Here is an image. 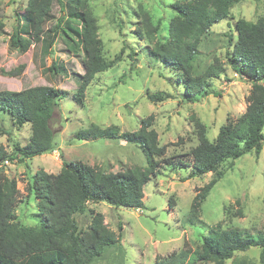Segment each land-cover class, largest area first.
<instances>
[{
  "label": "rangeland",
  "instance_id": "374dc122",
  "mask_svg": "<svg viewBox=\"0 0 264 264\" xmlns=\"http://www.w3.org/2000/svg\"><path fill=\"white\" fill-rule=\"evenodd\" d=\"M186 1L189 0H88V7L98 21L104 57L115 64L96 76L86 91L84 104L80 105L73 96L84 75L83 53L70 51L61 38L48 51L47 43L32 46L23 55L11 51L9 36L28 0H0V19L6 25V34L0 35V91L20 92L51 86L68 93L66 98L57 101L50 122L54 153L23 163L10 161L0 168L5 176L17 182L19 194L15 210L21 224L30 227L39 224L40 212L35 197H28V185L40 170L58 174L63 160L97 166L107 173L147 167L141 144L103 138L77 140L75 135L91 124L116 125L121 132H136L141 121L153 115V128L158 133L160 146L166 149L165 155L158 159L159 175L152 177L144 188L143 209L116 208L105 202L88 204V210L102 214L104 224L119 238V243L106 249L93 264H156L157 257L165 258L183 250L193 253L201 245L203 236L218 225L223 230L238 229L246 235L264 236V143L260 154L253 151L221 166L219 171L224 173V178L208 196L197 220L190 222L194 197L214 178L212 173L190 178L193 173L190 153L198 144L192 119L204 123L208 138L214 141L223 125L245 113L252 84L238 76L229 64L232 52L229 39L230 36L236 39L237 21L257 22L264 17V0H243L232 8L229 18L214 25L203 38L197 68L205 70L219 61L225 72L212 84L211 91L215 94L195 103L184 99V86L177 82V71L146 55V39L138 34L142 31L143 18L140 7L154 25L161 24L157 39L165 41L167 27L174 17L171 5ZM54 12L57 18L61 15L58 4ZM55 23L47 26L51 32ZM131 51L137 53L135 62L129 57ZM53 65L59 68L58 72L52 71ZM21 67L19 76L6 74ZM157 92L166 93L170 98L157 103L147 99L148 94ZM30 136V124L19 129L8 113L0 114V146L7 152H13L17 143L26 145ZM165 160L173 161L178 169L173 170L174 165L165 164ZM75 221L80 230L87 231L90 213L76 215ZM259 257L260 249L252 248L236 253L226 264H259Z\"/></svg>",
  "mask_w": 264,
  "mask_h": 264
},
{
  "label": "trees",
  "instance_id": "16d2710c",
  "mask_svg": "<svg viewBox=\"0 0 264 264\" xmlns=\"http://www.w3.org/2000/svg\"><path fill=\"white\" fill-rule=\"evenodd\" d=\"M243 0H189L171 5L174 17L167 27L165 41L157 39L161 24L154 25L149 14L140 7L142 15L138 34L145 38L146 55L178 72L177 82L184 86V99L191 103L211 93L214 81L225 72L219 61L199 70L197 59L200 44L211 28L229 18L231 10ZM59 5L60 16L54 12ZM18 23L9 36V48L23 55L32 46L47 43V51L58 38L70 51L83 53L84 75L74 94V100L83 105L86 91L96 76L109 71L114 62L104 57L103 42L99 36L98 21L88 7V0H28ZM56 21L52 32L48 24ZM5 23L0 19V35L6 34ZM236 39L230 36L232 52L229 64L235 73L252 84L247 97L245 113L235 121L223 125L214 141L207 136V128L193 118L198 144L191 150L190 178L214 174V178L200 188L190 208V222L197 216L217 183L224 178L219 169L228 161L234 162L244 155L260 154L264 143V17L257 22L241 19L235 24ZM135 51L129 54L134 62ZM121 57H118L120 62ZM23 67L6 73L19 76ZM52 71L59 68L53 65ZM215 94V93H214ZM68 93L51 86H39L20 92L0 91V114L8 113L15 127L31 125L29 142L14 145L9 153L0 146V165L4 162H26L35 157L54 153V132L51 120L57 101ZM170 96L163 92L148 94L153 103L164 102ZM154 116L141 121L136 132H121L116 125L101 127L91 124L79 131L75 138L81 141L98 138L141 144L147 157L146 168L131 167L117 173L105 172L97 166L83 162L62 161L58 174L38 171L28 185L40 212L39 224L30 227L21 224L16 215L19 190L17 182L9 179L0 169V264H93L106 249L115 247L119 238L104 224L100 213L88 210V204L105 202L113 207L141 210L144 208V188L159 175V158L166 149L160 146L159 136L153 128ZM165 164L174 165L165 160ZM182 164V163H181ZM173 170L178 169L175 165ZM90 213L91 224L87 231L80 230L76 215ZM47 214V215H46ZM252 248L260 249L259 264H264V236L246 235L238 229L223 230L218 225L203 236L201 245L191 253L174 252L168 257H157L156 264H226L236 253ZM243 264V263H240Z\"/></svg>",
  "mask_w": 264,
  "mask_h": 264
},
{
  "label": "built area",
  "instance_id": "2783aa9c",
  "mask_svg": "<svg viewBox=\"0 0 264 264\" xmlns=\"http://www.w3.org/2000/svg\"><path fill=\"white\" fill-rule=\"evenodd\" d=\"M8 163H9L8 161L4 162L3 164L0 165V168L3 167V166H5Z\"/></svg>",
  "mask_w": 264,
  "mask_h": 264
}]
</instances>
